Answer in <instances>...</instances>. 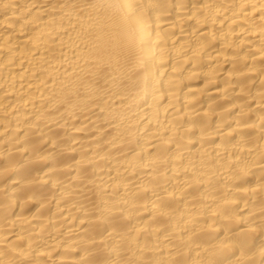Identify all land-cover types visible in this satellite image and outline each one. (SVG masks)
I'll use <instances>...</instances> for the list:
<instances>
[{"label":"bare ground","instance_id":"1","mask_svg":"<svg viewBox=\"0 0 264 264\" xmlns=\"http://www.w3.org/2000/svg\"><path fill=\"white\" fill-rule=\"evenodd\" d=\"M0 264H264V0H0Z\"/></svg>","mask_w":264,"mask_h":264}]
</instances>
